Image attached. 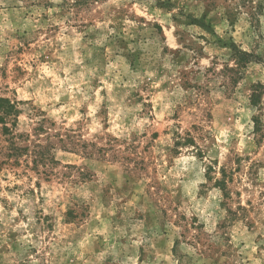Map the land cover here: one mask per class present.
Segmentation results:
<instances>
[{"label": "rangeland", "instance_id": "obj_1", "mask_svg": "<svg viewBox=\"0 0 264 264\" xmlns=\"http://www.w3.org/2000/svg\"><path fill=\"white\" fill-rule=\"evenodd\" d=\"M256 84L264 0H0V264H264Z\"/></svg>", "mask_w": 264, "mask_h": 264}, {"label": "trees", "instance_id": "obj_2", "mask_svg": "<svg viewBox=\"0 0 264 264\" xmlns=\"http://www.w3.org/2000/svg\"><path fill=\"white\" fill-rule=\"evenodd\" d=\"M234 50V55H235V59L237 63H243V62H250L252 59V55L240 48H233ZM8 100L4 99V98H0V106L1 103H7ZM251 102L256 105V106H264V85L263 84H256L253 85V91L251 94ZM13 104H10L5 108V114H7L12 108H13ZM0 119H3V117L0 116ZM255 124L257 125V129H259L260 124H261V119L256 116L255 117ZM5 131L11 133L12 127L10 126H5Z\"/></svg>", "mask_w": 264, "mask_h": 264}]
</instances>
